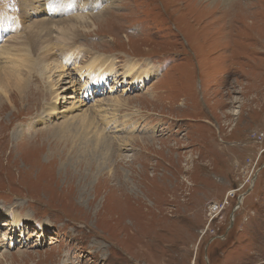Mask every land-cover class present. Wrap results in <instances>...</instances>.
I'll use <instances>...</instances> for the list:
<instances>
[{
  "label": "rangeland",
  "instance_id": "obj_1",
  "mask_svg": "<svg viewBox=\"0 0 264 264\" xmlns=\"http://www.w3.org/2000/svg\"><path fill=\"white\" fill-rule=\"evenodd\" d=\"M84 1L79 58L0 91V264H264V0ZM96 53L155 75L85 93ZM84 136L109 145L101 169L75 162Z\"/></svg>",
  "mask_w": 264,
  "mask_h": 264
},
{
  "label": "bare ground",
  "instance_id": "obj_2",
  "mask_svg": "<svg viewBox=\"0 0 264 264\" xmlns=\"http://www.w3.org/2000/svg\"><path fill=\"white\" fill-rule=\"evenodd\" d=\"M19 1L20 3L23 4V12L26 11L30 12L35 10L36 12H39L38 15H41L42 13V15L46 16L47 18L40 17L36 19L35 20L36 22L32 26L29 24L27 25V29H28L27 30L21 27V23L26 22L29 18L27 14L19 13L16 15L15 12L13 14H7L8 10L6 8L0 9V33L2 30L5 29L8 32H10V35L7 34V36L8 35L9 36L6 37L8 40L6 39L4 42L3 41L0 42V91L5 94L6 96L5 98L9 97L8 88L9 86H11L12 83L17 88L24 87L26 79L22 75V70H21L22 66L23 68L28 69L30 73L33 72L35 73L36 68L41 66V64L45 65L46 63H49L47 65L49 66L52 64V62L55 61V64L57 65L56 68H60V69L62 68L66 70L65 67H67L68 63L73 58V55H75L74 56L75 58H79V56L81 55L80 52H79L80 54H76V50H77L76 48L75 50H71V51L69 50L71 47H73L72 42H74L73 40L75 34L77 33V30H76V25L73 22L75 18L73 17L69 18L68 15L71 13V11L73 12L74 10H76L77 6H79L77 13L82 11L84 7L87 5L86 1L48 0V2L45 4L43 9H40L38 7L40 0L36 1L37 3L35 6L32 5L31 3L33 2L32 0H18V2ZM98 3L99 2L97 0L93 1V5H90L89 9L94 10L96 8V5H98ZM40 5H43V3H41ZM78 16H80V18L82 17L80 20L81 22L83 21V23L85 19L88 17L86 15H78ZM77 19H79V17ZM14 31L18 33L16 37L21 38L20 42L16 41L15 39H12ZM54 33L58 34L56 37L57 41H53ZM25 34H26V38H22L21 36ZM7 41L9 42L12 41L13 44H10L11 46L8 43L5 44ZM34 41L37 42L39 48L43 44L44 45L52 44V46L55 45L60 46L59 58H61L62 61L61 62L59 61L60 62L59 63L58 57H56L57 59L55 58L53 60V57L45 56L46 60H44V62H41L36 55V49L38 51L39 48H37V45L36 43H34ZM85 54H87V52H83L82 55L83 58H85ZM85 63L86 64L83 66L80 67L78 66L81 70H85L91 73V78L85 93H88L90 91L91 86L94 84H97L98 87L102 88L107 85V82L109 80L116 81L122 75L124 77H128L131 75L130 78L133 80V83L135 84H139L140 81L145 83L147 80H149L150 77H152V75L153 76L155 75L151 71H149L148 73L144 72L145 74L144 76L143 75L141 76L139 72H136L132 75V72L134 70L133 66L126 67L122 75H119V73H116L117 71H115V59H111V57L109 56H104L97 53L93 57L88 58V60H86ZM80 101L81 103L84 102L83 100ZM73 108H75V106H73L71 109ZM55 112L61 113L60 108L58 107ZM48 114L49 113H47V115ZM48 117H46L45 119H49ZM54 118H58V117L55 115ZM86 118L87 117L85 118L82 117V121L86 126L89 127L90 121H87ZM71 124L72 122L67 123L66 126H71ZM79 141L85 147V150L83 151L82 154H78V156H76L77 154L75 155L76 159L79 156L81 157L80 160L77 159L75 160V162L79 164L85 163L87 169L96 168L95 166L96 163L98 162L97 167L101 169L102 165L104 163L106 164V160L104 159L107 158L109 153V152L106 153V149H107L106 146L108 147L109 145L105 143L104 138L100 136L97 138L92 137L89 139H85L84 136L81 137ZM88 147H91V149L87 150ZM99 168L98 170L100 171ZM87 174L89 179V175L91 174L92 176V173L88 171Z\"/></svg>",
  "mask_w": 264,
  "mask_h": 264
},
{
  "label": "built area",
  "instance_id": "obj_3",
  "mask_svg": "<svg viewBox=\"0 0 264 264\" xmlns=\"http://www.w3.org/2000/svg\"><path fill=\"white\" fill-rule=\"evenodd\" d=\"M223 206L224 205L220 206V204H218V203L211 204L210 205L211 214H218Z\"/></svg>",
  "mask_w": 264,
  "mask_h": 264
}]
</instances>
